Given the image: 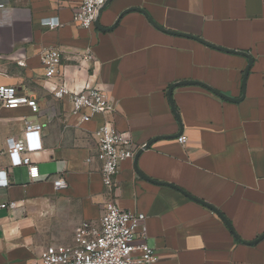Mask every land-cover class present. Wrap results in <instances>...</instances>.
<instances>
[{"label": "crops", "instance_id": "obj_1", "mask_svg": "<svg viewBox=\"0 0 264 264\" xmlns=\"http://www.w3.org/2000/svg\"><path fill=\"white\" fill-rule=\"evenodd\" d=\"M80 2L0 0V86L41 108H0V169L9 174L0 202L17 203L0 209V264H37L48 247L73 245L112 199L146 215L158 264H264V0H113L92 29L74 23ZM51 48L62 76L47 79ZM62 84L104 90L115 113L83 122L69 99L54 98ZM106 119L136 152L112 191L96 159ZM26 122L43 125L35 181L7 154ZM60 178L67 189L55 188Z\"/></svg>", "mask_w": 264, "mask_h": 264}, {"label": "built area", "instance_id": "obj_2", "mask_svg": "<svg viewBox=\"0 0 264 264\" xmlns=\"http://www.w3.org/2000/svg\"><path fill=\"white\" fill-rule=\"evenodd\" d=\"M107 0H81L74 16V23L82 29H92L97 21L100 9ZM3 6L0 5V9ZM42 25L55 29L60 26L58 19H46ZM89 51L87 60H92ZM42 63L47 79L62 76V55L59 49H47L43 53ZM52 94L57 100L69 99L72 113L80 115L83 122H89L96 116L113 115L116 104L108 94L99 88L86 86L76 92L65 84L55 86ZM27 107L34 115L41 113L35 97L20 95L16 87L0 86V108L17 109ZM96 132L98 151L96 159L101 164L104 186L112 191L117 186V177L123 162L135 157L134 142L129 133L121 132L113 122L106 119ZM43 125L26 122L21 137L7 141V154L10 168L26 167L32 180L39 178L38 166L32 161V155L42 150L41 132ZM182 145L186 137L179 138ZM90 161V160H89ZM88 161V162H89ZM5 180L0 189L9 187V174L0 169ZM64 178L54 181L57 190L67 189ZM17 203H2L0 209H15ZM147 217L141 213L124 211L112 199L105 205V214L99 223L83 222L76 231L75 241L69 246H50L37 264H158L157 252L147 242ZM139 239L140 244H136ZM139 252V255L136 253Z\"/></svg>", "mask_w": 264, "mask_h": 264}, {"label": "water", "instance_id": "obj_3", "mask_svg": "<svg viewBox=\"0 0 264 264\" xmlns=\"http://www.w3.org/2000/svg\"><path fill=\"white\" fill-rule=\"evenodd\" d=\"M113 0H107L106 1V3H105V5L100 9V11H99V14H97L98 15V18H97V21H96V23H95V25L96 26H99V18H100V16H101V14H102V12L107 8V6L112 2ZM108 30H110V29H108ZM224 50H226V49H224ZM247 56V55H246ZM248 72H249V68H248V70H247V72H246V76H247V74H248ZM182 84V83H181ZM185 84H191V83H185ZM176 86H172L171 87V90L169 91V95H170V99H172L171 97V95H172V92H173V90H174V88H175ZM219 96H221V97H223V98H226V99H229L228 97H226L225 95H222V94H219V93H217ZM230 100H232V99H230ZM138 156V154L136 155V157ZM227 225L230 227V225L227 223ZM231 228V227H230Z\"/></svg>", "mask_w": 264, "mask_h": 264}]
</instances>
